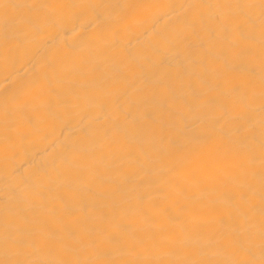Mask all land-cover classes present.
<instances>
[{"label":"bare ground","instance_id":"1","mask_svg":"<svg viewBox=\"0 0 264 264\" xmlns=\"http://www.w3.org/2000/svg\"><path fill=\"white\" fill-rule=\"evenodd\" d=\"M0 264H264V0H0Z\"/></svg>","mask_w":264,"mask_h":264}]
</instances>
